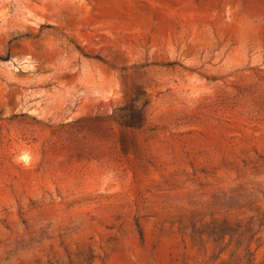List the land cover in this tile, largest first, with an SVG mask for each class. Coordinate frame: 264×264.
I'll return each mask as SVG.
<instances>
[{
	"label": "rangeland",
	"instance_id": "obj_1",
	"mask_svg": "<svg viewBox=\"0 0 264 264\" xmlns=\"http://www.w3.org/2000/svg\"><path fill=\"white\" fill-rule=\"evenodd\" d=\"M0 264H264V0H0Z\"/></svg>",
	"mask_w": 264,
	"mask_h": 264
}]
</instances>
